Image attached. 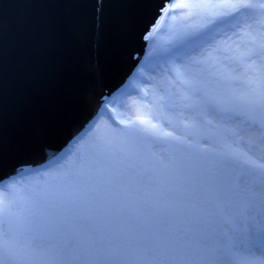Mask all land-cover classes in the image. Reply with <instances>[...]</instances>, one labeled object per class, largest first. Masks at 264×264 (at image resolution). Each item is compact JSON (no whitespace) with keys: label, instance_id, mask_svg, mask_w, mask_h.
<instances>
[{"label":"snow or ice","instance_id":"6c2138e0","mask_svg":"<svg viewBox=\"0 0 264 264\" xmlns=\"http://www.w3.org/2000/svg\"><path fill=\"white\" fill-rule=\"evenodd\" d=\"M158 11L146 40L184 21L168 86L38 179L0 177V264H264V0Z\"/></svg>","mask_w":264,"mask_h":264},{"label":"water","instance_id":"95a60500","mask_svg":"<svg viewBox=\"0 0 264 264\" xmlns=\"http://www.w3.org/2000/svg\"><path fill=\"white\" fill-rule=\"evenodd\" d=\"M160 6L0 0V177L43 171L92 129L148 55Z\"/></svg>","mask_w":264,"mask_h":264},{"label":"rangeland","instance_id":"374dc122","mask_svg":"<svg viewBox=\"0 0 264 264\" xmlns=\"http://www.w3.org/2000/svg\"><path fill=\"white\" fill-rule=\"evenodd\" d=\"M183 23L184 21L179 18L176 20L168 19L164 29L156 32L149 49V54L145 59L143 67L136 75L135 82L129 84L121 93L119 92L120 94L118 93L114 97L115 99H111L105 109V116H101L97 124H109L113 127H123V125L115 124L113 119L119 121V119H126L134 115L137 107L134 102L150 103L152 94L157 88L162 85L168 86L166 73L169 65L165 63V53L171 47V41L174 38L175 30L182 27ZM145 93H147V95ZM120 101H123V103H120ZM125 104L127 107H125ZM106 113L111 117H107ZM185 115L187 116L188 114L185 113ZM165 127L167 128L168 126L165 125ZM73 148L74 146L69 152L73 151ZM33 178L38 179L35 175L25 179L30 180Z\"/></svg>","mask_w":264,"mask_h":264},{"label":"bare ground","instance_id":"6f19581e","mask_svg":"<svg viewBox=\"0 0 264 264\" xmlns=\"http://www.w3.org/2000/svg\"><path fill=\"white\" fill-rule=\"evenodd\" d=\"M149 54V53H148Z\"/></svg>","mask_w":264,"mask_h":264}]
</instances>
